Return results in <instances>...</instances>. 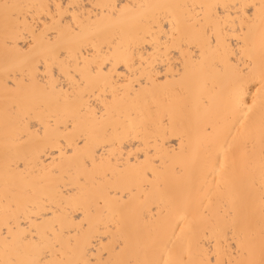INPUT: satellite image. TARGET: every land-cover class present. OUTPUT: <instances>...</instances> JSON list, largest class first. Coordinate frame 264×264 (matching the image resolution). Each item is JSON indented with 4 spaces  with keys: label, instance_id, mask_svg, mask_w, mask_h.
<instances>
[{
    "label": "snow or ice",
    "instance_id": "obj_1",
    "mask_svg": "<svg viewBox=\"0 0 264 264\" xmlns=\"http://www.w3.org/2000/svg\"><path fill=\"white\" fill-rule=\"evenodd\" d=\"M81 7L0 0V264H264V0Z\"/></svg>",
    "mask_w": 264,
    "mask_h": 264
},
{
    "label": "bare ground",
    "instance_id": "obj_2",
    "mask_svg": "<svg viewBox=\"0 0 264 264\" xmlns=\"http://www.w3.org/2000/svg\"><path fill=\"white\" fill-rule=\"evenodd\" d=\"M39 2V0H36ZM47 2V0H45ZM73 2L83 5L79 9L80 14L85 18L87 22V17L89 15V9L92 4H106V3H115L116 0H73ZM126 3L133 4H152V3H164L168 2V0H125ZM96 11L93 10L91 13L92 20L96 19ZM101 15L104 14V10H98ZM4 87V77L2 71V62H0V105H2V92ZM260 115L259 113H255L249 122V127L253 131L254 142L256 146V159H257V167L255 169V197L257 207L259 205V169H258V156H259V137H258V128H259ZM0 122H2V109H0ZM3 143V130L0 127V145ZM252 144L249 143L248 147L251 148ZM195 150V142H193L189 146V152H193ZM245 149L243 144L240 145L237 151L238 159L243 158V153ZM3 166L2 159V149H0V169ZM208 180L211 181L212 177H208ZM209 200L212 201L209 207V214L216 210H226L227 207H230V202L225 195L223 199H221L220 195L217 193L215 187L209 188L208 185H205L203 189L198 193V195L194 196L192 199L186 201V221L184 223H191L194 227H198L201 224L202 216L205 211V206L209 205ZM161 207L164 209L165 219L168 223L174 226L178 221L179 217L171 211L170 207L167 203L162 204ZM176 233L179 234L180 229H175ZM169 235H171V230H169ZM186 247V241L184 239L176 240L175 245H168L167 249L161 247L156 251H153L149 248L145 253H142V258L148 259H160V260H168V259H176L181 255L182 250ZM186 258V256H185Z\"/></svg>",
    "mask_w": 264,
    "mask_h": 264
}]
</instances>
